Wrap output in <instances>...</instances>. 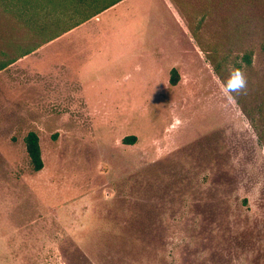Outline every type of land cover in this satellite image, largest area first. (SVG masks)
<instances>
[{
    "label": "rangeland",
    "instance_id": "1",
    "mask_svg": "<svg viewBox=\"0 0 264 264\" xmlns=\"http://www.w3.org/2000/svg\"><path fill=\"white\" fill-rule=\"evenodd\" d=\"M75 3L0 0V264H264V0Z\"/></svg>",
    "mask_w": 264,
    "mask_h": 264
},
{
    "label": "trees",
    "instance_id": "2",
    "mask_svg": "<svg viewBox=\"0 0 264 264\" xmlns=\"http://www.w3.org/2000/svg\"><path fill=\"white\" fill-rule=\"evenodd\" d=\"M23 1L27 3V0H23ZM49 1L53 3V0H49ZM119 1L121 0H78L79 4L75 3L74 5H79L80 7L83 8L81 17L78 18L77 20H74V22H71L68 26L62 28V30L54 34L52 38H47V41L56 38L60 34L72 29L76 25L104 11L105 9L109 8L110 6L114 5ZM74 10L77 11V8L74 7ZM44 41H46V39ZM33 49L34 48L31 47L23 50L20 56H23L31 52ZM244 59L248 64L251 62V58L249 55H245ZM10 62H11L10 60H0V69L4 68ZM177 79H178L177 72L175 69H172L171 83L172 84L176 83ZM134 139H135L134 136H128L124 138L125 141H130V142H133ZM24 142H25V149L33 170L35 171L40 170L43 166V161L41 158V150L38 142V135L34 131H29L24 138Z\"/></svg>",
    "mask_w": 264,
    "mask_h": 264
},
{
    "label": "clouds",
    "instance_id": "3",
    "mask_svg": "<svg viewBox=\"0 0 264 264\" xmlns=\"http://www.w3.org/2000/svg\"><path fill=\"white\" fill-rule=\"evenodd\" d=\"M248 80L242 67L231 66L228 69L227 79L223 81V91L229 95L247 94ZM179 123V121H177Z\"/></svg>",
    "mask_w": 264,
    "mask_h": 264
},
{
    "label": "crops",
    "instance_id": "4",
    "mask_svg": "<svg viewBox=\"0 0 264 264\" xmlns=\"http://www.w3.org/2000/svg\"><path fill=\"white\" fill-rule=\"evenodd\" d=\"M121 1H122V0H121ZM119 2H120V1H119ZM119 2H117V3H119ZM117 3H115V4H114V5H112V6H115V5H117ZM112 6H110V7H112ZM110 7H109V8H110ZM107 9H108V8H107ZM68 31H69V30H68ZM66 32H67V31H66Z\"/></svg>",
    "mask_w": 264,
    "mask_h": 264
}]
</instances>
